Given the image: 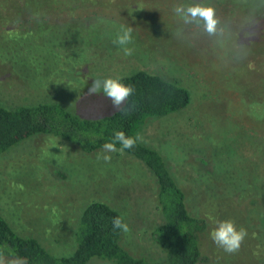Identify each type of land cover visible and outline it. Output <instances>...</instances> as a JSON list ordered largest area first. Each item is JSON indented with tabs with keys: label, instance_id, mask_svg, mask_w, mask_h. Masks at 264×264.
<instances>
[{
	"label": "rangeland",
	"instance_id": "rangeland-1",
	"mask_svg": "<svg viewBox=\"0 0 264 264\" xmlns=\"http://www.w3.org/2000/svg\"><path fill=\"white\" fill-rule=\"evenodd\" d=\"M76 1L73 9L48 14L42 27L34 16L21 15L13 23L0 16V102L55 100L83 115H97L113 109L103 92L93 88L97 78L142 68L178 80L190 89V104L149 117L137 133L162 152L186 190L189 208L208 220L201 240L205 259L199 264H264V206L249 202L257 196L231 201L230 193L260 189L262 170L255 167L257 178L249 179L244 158L250 156V140L222 134L225 128L242 133L240 126L253 124L256 111L264 107V95L251 102L264 93V0ZM195 4L214 8L219 20L214 35L175 12ZM4 11L12 12L0 8V15ZM7 27L12 33L16 28L28 31L8 35ZM121 27L132 29L131 56L113 43ZM233 118L237 125L225 122ZM219 132L224 136L220 141ZM214 144L216 155L209 153ZM235 151L240 159L231 155ZM102 155L111 160L97 158ZM155 190L151 171L122 151L84 152L56 136L37 134L0 154V214L56 254L72 251L81 205L101 199L118 209L129 226L128 233H121V244L136 255L161 260L150 235L162 220ZM223 220L247 230L235 253L211 239ZM88 264L112 263L93 258Z\"/></svg>",
	"mask_w": 264,
	"mask_h": 264
},
{
	"label": "trees",
	"instance_id": "trees-1",
	"mask_svg": "<svg viewBox=\"0 0 264 264\" xmlns=\"http://www.w3.org/2000/svg\"><path fill=\"white\" fill-rule=\"evenodd\" d=\"M76 3L79 4L76 0H0L1 9L12 11H4L0 16L4 19L10 17L9 22L12 23L21 15L34 16L42 27L43 19H47L48 14L63 8H74ZM10 29H5L8 35L28 31L26 27L16 28L13 33ZM263 46L261 47L264 52ZM0 57L4 58V55L0 54ZM262 76L264 78V75ZM111 77L119 78L121 82L134 88L133 94L120 110L83 115L55 100L18 103L12 106L0 102V154L37 134L56 136L84 152H92L103 149L105 143L115 142L116 132L122 131L126 136L135 138L139 136L137 131L151 119L149 117L167 115L183 109L191 102V92L187 86L157 72L138 68ZM258 84L261 85L260 82ZM261 95L264 93L259 92L257 97L252 96L251 102L261 100ZM256 114L257 117L251 121L253 124L240 126L242 133L234 131L233 128H225L222 132L224 136L230 134L233 139L243 134L246 140H250L251 152L248 153L249 157L244 158V164L251 169L249 179L254 180L257 178L252 175L255 167L261 168L262 172L259 173L264 177V107L258 108ZM225 122L238 124L236 118ZM249 128L252 133H249ZM218 135L219 141L223 140L224 136H221L220 132ZM215 147V144L211 148L209 146V153L218 154L212 152ZM116 151H121L118 142ZM122 152L131 154L143 162L155 179L154 198L162 220L152 227L150 235L161 251V260H154L142 254L136 255L121 244L122 230L113 227V219L122 217L125 222L124 216L118 209L101 199H91L81 205L73 230L74 247L68 254L53 253L37 236L18 232L7 218L0 214V253L3 256L22 259L25 264H88L93 258L112 264H199L205 259L201 240L208 220L189 208L186 190L171 172L162 152L142 139L138 140L133 148L124 149ZM231 155L240 159L236 151ZM258 185L260 189L254 192L251 188L230 192L231 201L248 202L247 197L257 196L249 198V202L258 201L260 206H264V182Z\"/></svg>",
	"mask_w": 264,
	"mask_h": 264
},
{
	"label": "clouds",
	"instance_id": "clouds-1",
	"mask_svg": "<svg viewBox=\"0 0 264 264\" xmlns=\"http://www.w3.org/2000/svg\"><path fill=\"white\" fill-rule=\"evenodd\" d=\"M175 12L182 14L186 23H201L209 35H214L217 31L219 20L216 18L215 10L212 7L199 4L187 7L180 6L175 8ZM113 43L122 49L125 56H131L134 51L133 48L129 47L133 43L132 29L130 27H121ZM92 86L97 91L103 92L104 96L111 101L114 110H120L124 102L134 92V88L131 85L124 84L119 78H97L93 80ZM140 139L142 138L139 136L135 138L126 136L122 131L116 132L114 136L115 142L105 143L103 149L105 153L114 152L116 151L117 142L121 145V151L131 149ZM97 158L103 159L105 162L111 160L110 155H102ZM113 227L122 230L124 233L130 231L128 224L123 221L122 217H115L113 219ZM210 235L218 247L228 253H235L239 251L247 236V230L243 227L237 228L235 222L232 220H223L218 222ZM0 264H24V262L19 258L7 261L3 254L0 253Z\"/></svg>",
	"mask_w": 264,
	"mask_h": 264
}]
</instances>
